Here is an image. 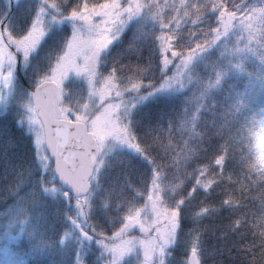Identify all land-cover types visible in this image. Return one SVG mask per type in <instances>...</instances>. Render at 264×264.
<instances>
[{"label":"snow or ice","instance_id":"1","mask_svg":"<svg viewBox=\"0 0 264 264\" xmlns=\"http://www.w3.org/2000/svg\"><path fill=\"white\" fill-rule=\"evenodd\" d=\"M0 264H264V0H0Z\"/></svg>","mask_w":264,"mask_h":264}]
</instances>
